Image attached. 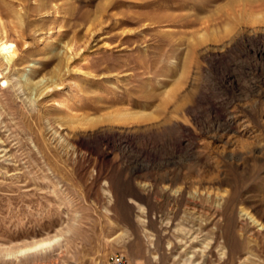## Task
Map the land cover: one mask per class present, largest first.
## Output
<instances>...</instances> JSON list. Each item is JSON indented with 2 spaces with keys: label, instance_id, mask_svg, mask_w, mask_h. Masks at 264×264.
Masks as SVG:
<instances>
[{
  "label": "rangeland",
  "instance_id": "374dc122",
  "mask_svg": "<svg viewBox=\"0 0 264 264\" xmlns=\"http://www.w3.org/2000/svg\"><path fill=\"white\" fill-rule=\"evenodd\" d=\"M0 39V264H264V0H0Z\"/></svg>",
  "mask_w": 264,
  "mask_h": 264
},
{
  "label": "bare ground",
  "instance_id": "6f19581e",
  "mask_svg": "<svg viewBox=\"0 0 264 264\" xmlns=\"http://www.w3.org/2000/svg\"><path fill=\"white\" fill-rule=\"evenodd\" d=\"M1 40L2 39H0V41ZM0 53H1L2 59L4 60V61H1V65H5L7 70L8 69L11 70L12 66L15 65V59H14L15 58V51L10 50V48L6 47L5 44L0 43ZM42 81L43 80L33 82L32 80H30L27 77V78H25L24 82H25V84L29 82L28 87L35 90V95H38V97H39L43 91H45L46 89H50V86H51V85H47L46 83L42 84ZM57 240H58V238L49 239V240H42V241H34L30 245H25V246L19 247L18 250L15 252H8L7 255L11 256L14 254H29V253H33V252H38L42 249H47V248L53 247L56 244L55 242Z\"/></svg>",
  "mask_w": 264,
  "mask_h": 264
},
{
  "label": "built area",
  "instance_id": "2783aa9c",
  "mask_svg": "<svg viewBox=\"0 0 264 264\" xmlns=\"http://www.w3.org/2000/svg\"><path fill=\"white\" fill-rule=\"evenodd\" d=\"M108 264H133L123 253L114 252L108 257Z\"/></svg>",
  "mask_w": 264,
  "mask_h": 264
},
{
  "label": "crops",
  "instance_id": "0c3cea01",
  "mask_svg": "<svg viewBox=\"0 0 264 264\" xmlns=\"http://www.w3.org/2000/svg\"><path fill=\"white\" fill-rule=\"evenodd\" d=\"M137 264H141L140 262H138V260H137Z\"/></svg>",
  "mask_w": 264,
  "mask_h": 264
}]
</instances>
